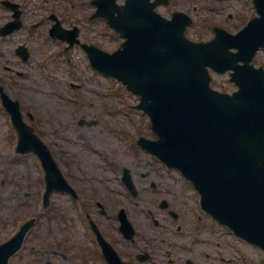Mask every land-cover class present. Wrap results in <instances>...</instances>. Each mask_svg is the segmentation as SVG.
Listing matches in <instances>:
<instances>
[{
    "label": "rangeland",
    "instance_id": "obj_1",
    "mask_svg": "<svg viewBox=\"0 0 264 264\" xmlns=\"http://www.w3.org/2000/svg\"><path fill=\"white\" fill-rule=\"evenodd\" d=\"M157 10L164 16L175 10L187 13L192 22L186 27L185 34L194 41L212 38L213 26L235 33L255 15L251 0H170L168 6H160ZM45 27L32 34L22 29L3 43L0 40L3 52L0 75H4V65L28 71L27 77L2 79L10 95L32 114V122L42 132L61 168L65 173L76 176L73 180L84 192L86 208L100 217L95 199L103 203L112 196L108 212H111L113 202L119 199L118 204L126 209L137 231L133 246L147 244L169 250L174 258L170 264H185L186 258H191L196 264H264V251L235 237L200 210L198 194L178 173L166 170L152 155L137 146L136 151L138 136L155 138L148 116L135 107L138 96L114 78L95 72L79 47L65 53L71 65L66 63V55L51 58L55 44L46 37ZM28 33L31 35L28 40L31 48L36 52L49 51L47 60H43L42 72H36L38 68H34L31 61L28 65L18 66L12 62L15 60L12 47ZM84 33L90 38L83 40H89L106 51L118 46L119 40L99 20L91 22ZM253 63L264 66V51L255 55ZM211 75L214 88L228 92L235 89L228 80V73ZM9 82L13 83L10 85ZM68 96H73L72 102ZM80 120L82 124L78 123ZM15 145L16 133L7 113L0 109V242L11 237L20 223L35 218L22 249L8 264H88L85 262L88 256V259L93 258L92 264H104L84 235L67 195L53 192L49 205L41 206L43 169L33 154L15 153ZM111 166L129 167L132 177L143 174L145 178L141 179L147 185L153 182L155 189L139 184V197L134 202L121 198L123 193H115L120 188L117 182L111 184L104 179L99 185L93 177L89 179L87 176L96 173L104 177L108 174L113 181ZM162 198L177 212L176 220L157 208ZM148 210L160 220V227L151 229L146 218ZM62 233L66 234L65 238L68 236L62 243L66 250L65 259L57 250L59 242H62ZM117 246L121 256L131 261L129 264H141L134 259L133 251L127 252L119 243ZM178 256L179 260L176 259ZM163 260L166 263L163 261L162 264H167V258Z\"/></svg>",
    "mask_w": 264,
    "mask_h": 264
},
{
    "label": "water",
    "instance_id": "obj_2",
    "mask_svg": "<svg viewBox=\"0 0 264 264\" xmlns=\"http://www.w3.org/2000/svg\"><path fill=\"white\" fill-rule=\"evenodd\" d=\"M129 1L127 19L117 22L126 40L111 55L93 49L92 65L141 95L138 107L149 114L159 137L149 141L148 149L192 181L201 206L264 249V70L249 64L264 46V0L257 6L260 17L236 35L216 29V37L205 43L183 37L189 19L182 14L167 21L151 11L147 0ZM207 65L232 69L239 90L232 95L212 90ZM10 111L22 131L19 145L29 144L19 149H34L46 168H55L18 110ZM55 174L48 192L63 181L56 169ZM30 225L0 245V264H7Z\"/></svg>",
    "mask_w": 264,
    "mask_h": 264
},
{
    "label": "flooded vegetation",
    "instance_id": "obj_3",
    "mask_svg": "<svg viewBox=\"0 0 264 264\" xmlns=\"http://www.w3.org/2000/svg\"><path fill=\"white\" fill-rule=\"evenodd\" d=\"M123 1L124 0H120L119 2L122 3ZM95 2L96 0H0V27L10 22L12 20L13 14L17 11L22 23L21 29H27L28 31L34 32L35 30L42 27L52 25L54 23V20H57L62 26L66 27V29L77 26L79 41L81 40V42H86L82 40V38H90L89 36L86 37L84 30L87 29L90 23L94 20L93 18H91V14L96 10ZM13 34L14 33H12V35ZM12 35L1 37V39L11 37ZM30 38L31 35L28 33L27 37L23 38V41L21 43L24 44L29 51L30 56L28 60L35 63V67L38 68L37 72H42L43 67L41 69L39 67L41 66L43 51L40 50L39 52H36V50H31V45L28 41ZM77 45L78 43L76 44V46ZM33 51L36 53L33 54ZM14 52L16 53L15 47ZM18 61L20 63H23L20 61L19 56L17 55L16 60L14 61L17 66ZM5 70L9 74L13 72V69H8L7 66H5ZM112 171L117 173L118 169H113ZM75 177L76 176L73 175L71 177V180L78 193L79 187L74 183L73 180ZM138 177L139 178L136 180L137 183L140 185H145V180L141 179V177L145 178V176L140 173ZM93 178L97 179L99 181V184H102V181L104 179L106 182L112 181L111 177H109L108 174L102 177L101 174L99 175L95 173V176H93ZM117 178L118 177H116V179ZM94 201V203L98 206V209L96 211L100 217L94 216V213L92 211H89L88 214L92 217L91 219L96 224L102 236L113 246H115L116 249H118L117 244L119 243V245L124 246L127 252H134L132 253L134 259L137 254L146 252L148 259L146 261L138 262L141 264H162L164 258H167V264L174 261V258L171 257V252L169 250L164 251L159 249L158 247H151L149 245L146 246L145 244L141 246H133L134 240H126L119 234L117 230L118 222L116 220V217H113L112 212H108L109 208L107 206L110 205L111 202L108 199L103 203L98 199H95ZM86 221L88 225V220L86 219ZM89 233L92 235V238L96 243L94 233L92 231H90ZM176 259L179 260L180 256L176 257Z\"/></svg>",
    "mask_w": 264,
    "mask_h": 264
}]
</instances>
